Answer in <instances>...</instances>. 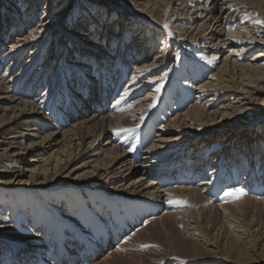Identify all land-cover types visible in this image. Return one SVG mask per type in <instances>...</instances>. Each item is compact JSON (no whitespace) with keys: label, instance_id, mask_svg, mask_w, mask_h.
Instances as JSON below:
<instances>
[{"label":"bare ground","instance_id":"1","mask_svg":"<svg viewBox=\"0 0 264 264\" xmlns=\"http://www.w3.org/2000/svg\"><path fill=\"white\" fill-rule=\"evenodd\" d=\"M89 1L0 0V264H241L205 238L245 239L243 213L264 229V154L192 153L264 122V0ZM61 31L75 44L46 81ZM177 51L188 62L167 66Z\"/></svg>","mask_w":264,"mask_h":264},{"label":"rangeland","instance_id":"2","mask_svg":"<svg viewBox=\"0 0 264 264\" xmlns=\"http://www.w3.org/2000/svg\"><path fill=\"white\" fill-rule=\"evenodd\" d=\"M2 1L4 2L3 3L4 8H8V0H2ZM42 1H43L42 3H46V0H42ZM91 1H96L97 2L98 0H91ZM91 1H89V2H91ZM81 5H78V7H77V8H79V10L80 9H83V7H84L83 5L81 7ZM43 7H45V6H43L42 4H40L38 6V8H37V17L35 18L34 23H32L29 26H32L35 23L37 25L38 24H41L40 19H41V17H43L42 16V12H43L42 11V8ZM102 7L106 9V7H108V6H106V4H103ZM73 9L74 8L71 7L69 9H65L64 10V12H63L64 21H63L61 30L64 31L66 27H69L68 26L69 23H71V22H75L76 23L78 21L77 18L80 16V13L77 14ZM112 14H114V13H112ZM114 17H115V14H114ZM1 18L2 17L0 16V19ZM254 19H255V25L258 26V27H260V28H262L261 29V33H260L259 36L260 37L261 36H264V33H262L263 32V27H264V21L262 19H260V18H257V17L254 18ZM112 20H114V18L111 19V20H109L108 24ZM115 20H118V22H123V23L125 21L121 16L115 17ZM115 20H114V22H115ZM97 21H98V19L95 20V21H92L93 24H94L93 27H97V28L99 27V29L101 30L102 22H101V24H100V22H98L99 24L96 25L94 22H97ZM127 23H128V26L135 27V25H134L135 22H133V21H131V22H129V21L128 22H125V26H126ZM104 24H107V22H105ZM29 26H27V27H29ZM63 26H65V27H63ZM135 33H136V31L133 32L132 35L134 36ZM63 35H64V33L62 34V31H61V34L58 35L59 38H58V41L56 42L57 43V50L55 49L54 52H53V54H52V56H51V60H52L51 62L53 64L50 63V65H52V66H50V68H46V73H45V79H46V81L47 80H52V78L55 77V76H53V74L58 75V74H60L62 72V70L65 68V66H62V63L65 62V65H66V62L68 61L69 48L72 46L71 45L72 43L75 44V42H71L72 41V38L71 37L67 36L66 39H64ZM54 36H55L54 34L52 36L50 35L49 38L46 40L47 47H48L49 44H51L53 42V40H54L53 38H55ZM162 39H163V37H159V39L156 41L155 48L153 49L152 55H154L157 52L158 48L162 44ZM8 42H10V40L9 41L8 40L3 41V43L1 44V50H2V52L5 50V45ZM61 44H64L68 50L67 49L65 50V48ZM46 50H47V48H46ZM46 50L44 52H41L39 56L37 55L35 57V61L33 63L34 66L32 65L31 68H29V70H28L30 72V74H32L33 72H35V70L39 67V65H41V61H42L43 57H45ZM259 50L260 49L253 50L250 54L247 55V58H251ZM27 52H28V50H27ZM27 52L25 53V57L28 55ZM175 54L176 55H174L173 57H171L170 60L167 62V66H169L170 64L173 65L174 63H172V62H174L175 60L179 61V63H178L180 65L179 67L182 66L181 63H183V62L184 63H187L188 62L187 61L188 58H184L183 54L180 53L179 51L175 52ZM4 69L5 68L2 67L1 71H3ZM129 71H130V69L127 66V72H129ZM125 81H126V79H125ZM122 85H123V83H121V85L119 86V89H117V94L120 91ZM166 88L169 91L171 88H172V90H174V89H177L178 87H177L174 79H172V80L169 79L167 81ZM109 105H110V103L107 106H109ZM263 110H264V107H263ZM260 114L261 113L259 112L258 115H260ZM240 119L241 118H238L236 120H232V121L228 122V124H230V125L243 126V125H246L249 122V121H246V120L239 121ZM154 128H156V124L153 126V129ZM248 129H246V128L243 129L236 136H233V135H219V136H214L213 137L214 139L211 142H205L204 141L203 143H201V145H199L200 147H197V149H196L197 151L194 149L195 151L192 153V155L198 153V151H199L200 148L202 150H209V151L217 150V149L219 150V147L223 144L220 141L223 140V139H228V141L232 143V144L230 143L231 145L229 144L230 146H228L229 149H231V150H228V147H226V148H223L222 150L220 149L219 151L218 150L217 151L220 152L221 154H223L225 156V158H232V159H234L235 162H237L239 164H241V160L244 159V158H242V154H240L239 151H238V149H240V146H238V145L241 144V141L244 140V139H249L250 140L249 143H248L249 146L253 144L251 146V148L246 147V149L248 148L247 149V152H254L255 151L257 157L260 156V155H262V154H264V122L258 123L256 125H254L252 128H248ZM153 133H154V131H153ZM252 134H255L257 136L261 134V136H258L257 139H254L255 136L252 138L251 137ZM151 139H152V136L150 137L149 141ZM252 140H253V142H252ZM189 149H191V148H188L186 150L189 151ZM187 154H190V153L186 152V155ZM196 157H197V155H195L194 158H196ZM212 160H214L213 159V156H211L209 158V162H211ZM83 161H84V159H83ZM137 175H138V172L137 171L130 172V174L128 175V177L125 178V182H128L129 183L130 180H132L133 178L137 177ZM5 176H7V178H11L12 175L7 174ZM23 180H25V178H23ZM13 184H16V182L13 183ZM29 185H30V183H29ZM10 192L11 191L8 190V189H0V194H4L6 196V198L9 197V193ZM0 204L1 205L5 204V201L4 202H0ZM6 205H9V203H7ZM100 213H103V212H100ZM139 220L141 221L142 218H139ZM237 222L240 225L235 226L234 229L236 227L239 228L240 226H242L243 229H239V230H244L245 231V233H246L245 234V237H246L245 239H239L237 242H235V240L233 238H231V237H229L227 235V232H228L227 229H225L223 232L217 234L215 237H212L211 234L214 232V230L216 228L212 224V231L210 232V234L208 235V237L205 238V240H207L209 242H214L215 244H217V246L219 245L220 247H223L224 246L225 249H226V254H227V257L226 258L227 259L234 260V261H238L241 264H262L261 261L264 260L263 259L264 257H262V258H258V256L256 257V255H255L256 253L255 252H257V250H259V247H260L261 243H264V229H262L259 232H256L255 231L256 228H255V226H253V222H250V219L248 218V216H247L246 213H243L241 216H237ZM227 227H229V226L227 225ZM229 228H231V227H229ZM86 232H88V231H86ZM169 238H170L169 236L162 237V239L165 240L167 243H170L168 241ZM171 238H172V240L177 241V237L175 235H172ZM246 249H248V251H246ZM245 252H247V253H245ZM224 264H228V263H224Z\"/></svg>","mask_w":264,"mask_h":264},{"label":"snow or ice","instance_id":"3","mask_svg":"<svg viewBox=\"0 0 264 264\" xmlns=\"http://www.w3.org/2000/svg\"><path fill=\"white\" fill-rule=\"evenodd\" d=\"M236 191L239 193L240 196L244 195L243 190H236ZM233 194H235V193H233ZM237 198H239V196ZM169 203H172V201H169Z\"/></svg>","mask_w":264,"mask_h":264}]
</instances>
